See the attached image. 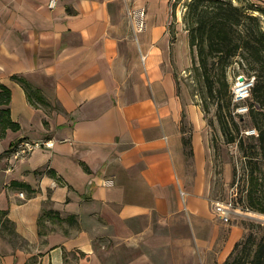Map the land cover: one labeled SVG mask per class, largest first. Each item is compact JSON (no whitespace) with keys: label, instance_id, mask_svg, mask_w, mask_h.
Returning a JSON list of instances; mask_svg holds the SVG:
<instances>
[{"label":"crops","instance_id":"obj_1","mask_svg":"<svg viewBox=\"0 0 264 264\" xmlns=\"http://www.w3.org/2000/svg\"><path fill=\"white\" fill-rule=\"evenodd\" d=\"M49 1L0 0V84L19 124L0 138V210L14 229L0 223L2 263L169 264L191 242L206 264L224 221L202 110L167 70L171 39L126 34L110 0ZM46 139L54 147L14 155Z\"/></svg>","mask_w":264,"mask_h":264},{"label":"trees","instance_id":"obj_2","mask_svg":"<svg viewBox=\"0 0 264 264\" xmlns=\"http://www.w3.org/2000/svg\"><path fill=\"white\" fill-rule=\"evenodd\" d=\"M180 3L185 9L183 22L188 32L191 70L196 72L206 92L204 110L208 112L211 105L216 106L225 140L238 143L252 184L259 180V172L264 178V6L251 0H174L172 6L176 8ZM173 38L175 35L172 43ZM239 74L255 77L248 99V116L257 131L255 135L242 133L241 122L245 118L242 115L238 120L233 113L237 104L232 86ZM12 78L24 85L31 98L32 87L26 79L16 75ZM11 101V89L0 84V138H4L9 129L19 128L12 118ZM184 145L191 156V139L184 137ZM13 185L24 186L18 182ZM251 206L264 212L253 203ZM7 215L6 210H0V223L14 231ZM239 245L237 243L225 264H264V234L257 240L252 233L241 248ZM236 250L238 253L234 254Z\"/></svg>","mask_w":264,"mask_h":264},{"label":"rangeland","instance_id":"obj_3","mask_svg":"<svg viewBox=\"0 0 264 264\" xmlns=\"http://www.w3.org/2000/svg\"><path fill=\"white\" fill-rule=\"evenodd\" d=\"M174 0H110L111 5L120 9L124 8V23L126 34L129 28L141 38L155 36L158 39L167 37L171 39L175 35L172 48L168 52L166 63L167 70H172L178 93L186 92L188 101L200 106L206 122V134L210 137L213 152V173L211 199L213 207L217 202H222L233 197L236 205L241 209L232 215L230 221L224 223V230L218 244L213 247H205L204 254L206 264H225L226 259L236 249L237 243L241 248L247 238L253 233L257 240L264 234V212L252 208L256 205L264 209V178L259 172V180L252 184L249 181V170L244 165V158L237 142L227 143L221 126L216 116V106L211 105L209 111L204 110L205 90L197 79V74L191 70L192 56L189 47L188 32L183 22L184 7L182 3L173 7ZM264 6V0H251ZM120 10H118L119 16ZM132 33V31H131ZM145 59L142 57V64ZM231 81V80H230ZM185 102L186 98L182 97ZM231 109L233 105L231 104ZM187 118L186 113L183 114ZM238 120L239 116L236 117ZM244 122H241L242 133L255 129L250 117L244 115ZM184 130H188L187 137L192 141L193 127L188 122L183 124ZM256 143V142H252ZM251 194V195H250ZM253 195V198H252ZM216 212V210H215ZM217 213V212H216ZM237 231L236 239L226 254H223L224 244L228 240L232 228ZM188 252L184 253L185 250ZM238 250V249H237ZM236 250V251H237ZM180 251H183L180 252ZM238 253L237 252H234ZM176 259L169 264H202L201 256L194 251L190 242L189 246L183 245L173 254ZM0 264L2 260L0 259ZM168 264V263H167Z\"/></svg>","mask_w":264,"mask_h":264},{"label":"built area","instance_id":"obj_4","mask_svg":"<svg viewBox=\"0 0 264 264\" xmlns=\"http://www.w3.org/2000/svg\"><path fill=\"white\" fill-rule=\"evenodd\" d=\"M58 4V0H50L48 6L51 9H54ZM241 77H244V80H241ZM255 84V77H248L243 74H239L236 76L233 86L232 92L234 95V102L237 104L234 109V115L244 116L249 113V104L248 99L251 97L252 88ZM248 134L257 133L256 129H252L247 131ZM55 141L53 139H46L40 141H30L23 140L19 142L14 147V155L16 157H25L28 156L31 152H33L37 148H52L54 147ZM115 184L114 178H106L104 180V185L113 186ZM22 197H25L24 192H20ZM241 208L238 207L233 199L230 197L226 201L217 202L215 205V210L217 214L226 222L230 221L232 215L237 213Z\"/></svg>","mask_w":264,"mask_h":264},{"label":"water","instance_id":"obj_5","mask_svg":"<svg viewBox=\"0 0 264 264\" xmlns=\"http://www.w3.org/2000/svg\"><path fill=\"white\" fill-rule=\"evenodd\" d=\"M241 80H244V77H241Z\"/></svg>","mask_w":264,"mask_h":264}]
</instances>
